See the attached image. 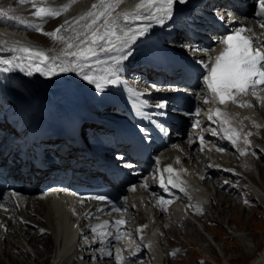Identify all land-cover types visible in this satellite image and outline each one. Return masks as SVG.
<instances>
[{"label": "bare ground", "instance_id": "1", "mask_svg": "<svg viewBox=\"0 0 264 264\" xmlns=\"http://www.w3.org/2000/svg\"><path fill=\"white\" fill-rule=\"evenodd\" d=\"M37 1L38 2L32 6L35 9L38 7L62 9L65 5H68L67 10L60 11L61 25H64V31H61L63 33H60L61 35L58 37V40L61 39L58 41L59 43H56L58 45L55 46V44H51L50 46H38L41 50H45V55L53 58L48 62L49 66L53 63L59 65L62 61L66 60L65 52L76 51L78 47L86 46V42L84 44L78 43L76 35L83 34L86 25H88L94 17L80 19V17L88 12V9H84V11L86 10L84 14L79 13L77 16L70 17L74 0H50L48 4L50 7H46L49 0H46V6L42 4L45 0ZM82 1L89 4L92 0ZM126 1L128 0H119V2L112 8L121 5ZM138 1L139 0H137V2ZM216 2L217 1H215L214 4H207L204 6L205 9H199L197 6L190 4V0H187L186 3L175 4L173 17H184L183 13L189 6V13L195 14V21L190 18L188 21L176 18L174 20L175 24L171 23L170 19L165 20L163 24L153 23L143 36H138L135 42L129 45L131 53L139 51L144 46V38L150 37L154 34L160 35L163 33L164 41H168L172 46H180L181 50L189 52L193 57H208L209 59L214 57V55L211 56V53L213 51L214 43L217 40H213L211 37H201L200 35L190 36L189 32L183 29V21H186L188 24L197 25V23L200 22L198 18L210 21L211 18L214 17L213 15H215V18L223 16L225 17L224 19H227L226 17H228V13L224 12L225 9L220 11L214 10L216 9ZM95 4L99 5L100 1L98 3L96 1ZM218 8L219 6L217 9ZM100 11H102V9L98 7L95 12L99 13ZM252 15H255L254 11L252 12ZM66 21L68 22L67 24H65ZM192 21L194 23H192ZM143 22L148 23L147 20ZM240 22L247 23L250 30L255 33L262 28L259 21L257 23L244 18ZM118 23L120 27H124L123 20H119ZM168 25L175 26L174 32H171L166 28ZM209 25L212 26L211 23ZM4 29L8 30L7 28ZM9 34L10 36L15 37L16 41L20 40L17 33ZM117 34L121 33L118 32ZM257 36L261 37L260 34ZM189 38H192L190 40L196 41V43L187 42ZM12 42L13 40L6 35L5 31L0 30V58H11L13 56L22 55L21 53L10 51L13 48L23 46L13 45ZM69 43L74 46L68 48L67 45ZM33 49L37 50L35 48ZM161 49L164 51L165 47H162ZM127 51L128 49L125 50V52ZM116 55L117 59L115 62L113 59ZM119 56L120 53H112L111 56L106 53L99 54L97 57H93L87 62L91 65V68L85 67L84 72H90L97 77H108L109 69H117L118 65H122L124 64V61H127L129 70L126 75L129 76L128 84L131 87L134 85L145 87L152 84L153 75L146 73L145 70L140 68L144 67V64L136 58L135 54L132 56L129 55L125 60H119ZM25 63H27V61H25ZM96 63L103 65L96 68ZM3 67L4 66H0V75H3L7 81L0 77V87L4 92L5 97L11 93L15 94V97L12 98L13 114L9 112V114L5 116V120L8 121L11 119L9 124L11 129L15 127V122L19 121L24 125L25 122L32 117H35L44 126H48L58 114L64 112L68 108V103L77 93L82 96L79 104L80 113L76 118L80 123H90L95 126L100 125L103 127V130L111 129V125L114 124L123 129L126 124L134 123L129 115V110H137L138 107L123 90L116 89V91H111L106 87L104 92H97L94 85L79 77L81 74L80 71L59 72L57 67L55 69L58 73L57 75H43L41 72H37L34 69L21 71L19 68H14L9 72H5L3 71ZM41 67L43 68L45 65L42 64ZM28 71H31L32 74L29 75ZM136 91L139 92L137 88ZM183 96V99L180 101L183 104H192L195 102L194 90L190 89L185 91ZM245 98L246 95L244 93H236L234 101L227 107L228 112L223 115L220 120L215 119V122L220 126L221 131L227 132L229 137L235 139L236 143L231 144L229 141H217L219 146L217 149L212 147L211 155H215L218 159L226 163L240 166L243 170V175H240L239 177H242L244 182L247 180L249 181V184H251L249 187L246 185L244 189H250L252 194L257 195L258 198L264 200V184L262 185L261 183H264V174H261V182L254 183L252 181V173L255 174L253 168L257 167L258 170L262 168L259 166L261 164V154L264 153V150H261L264 148V122L260 127H252L250 120L248 119L249 112L247 111V108L241 107L239 103H236L238 102L237 100H243ZM100 100L106 101L105 106L101 107L99 105ZM124 108H128V110L125 111ZM257 108L258 111L257 113L255 112V114L259 117V114L261 113L263 117L262 120H264V108L262 109L259 105H257ZM3 110L4 107H0V111ZM110 110H114L119 114L125 112V114H121V117H116L115 114L110 112ZM17 113L19 114V117L15 121V114ZM11 114L14 115L13 118H11ZM89 117L92 119L84 120ZM185 117H190L186 111ZM225 121H227V123H225ZM203 125L206 124L192 126V128L188 130L186 137L183 136V134H175L176 138L174 140H179L181 143L177 145L173 143L172 145L165 146L159 150L154 170L149 173L147 177V190L155 192L156 199H159L158 196L164 193V186L161 182L163 174H165L166 179L171 177L173 183L183 188V192L185 193H174L173 196L184 200L188 210L193 215L192 217L198 219H205L208 216V212L211 213V210L217 206V200L219 202L225 201V198L230 200V198H234L233 194L237 193L238 189H243V187H239V184L236 183L235 185V182L224 181L225 178L223 177L222 179V174L227 173V171L224 172L222 169H208L206 171L208 174L207 178H200V180L197 178V173L200 171L198 167L204 166L206 164L205 158H208L206 152L208 147H200L203 138H207L206 135H199L201 131L200 129L203 128ZM9 126L4 129L3 133L9 135ZM8 135L0 139V143H6V148L15 143L13 137ZM248 143L251 144L252 151L247 150V159L243 152V145ZM23 149L24 148L22 147L21 150ZM42 149L43 148L38 145V154ZM257 150L260 151L257 152ZM175 151L181 153L183 159L187 162V169L180 171L177 174L163 173L162 166L164 162ZM251 162H254L253 166L250 164ZM32 171L35 177L39 175V167L35 165L33 158ZM29 180L32 182L33 178L29 176ZM34 190L33 187L29 192L18 191L16 196L11 197L0 195V197L3 198L12 208H15V211L13 212L16 213L17 217V219H15L11 214H9V216L6 215L5 212H9L11 209L5 211L0 209V264H107L105 261V257H108L107 253L104 254L103 260L98 258L97 261L93 259L95 254H87L86 257L88 258V261L83 262L77 257V251L79 248L76 246L80 241L77 238L74 228L75 225H72L73 219L69 218L70 206L67 202L68 197L65 195H47L39 197L34 195ZM189 198H191L192 201H190ZM220 198H222L223 201ZM208 199H210V203L207 202ZM158 202L160 203L159 200ZM197 209H200V211ZM203 210L207 212L206 217H202L205 216V213L202 212ZM200 212L201 215L199 216ZM215 212L217 213L218 218H222L225 215L224 210L221 209H217ZM163 214L169 216L168 210L165 206H163L160 213L158 212L156 214V223L152 226L151 231L143 237L142 244L144 245V249L147 250L148 247L152 249L151 253L153 254L154 260L160 261L157 264H173L177 259L175 255H177L180 250L178 248L177 252H174L173 255V251L169 248L163 249V242L169 238L171 234L175 237L174 239L171 237L172 240L177 243V235H179V232H185L184 235H186V233L188 235L191 233L194 234L196 227L194 230L189 227L190 231L187 232L186 224L188 223V225H190L189 223H191L188 220L189 217L194 223L196 222L190 215H188V213H184L175 219L170 217L169 223H163L160 221V218H162L161 215ZM181 222L186 224L182 225ZM4 223L8 224V228L5 230L3 229ZM198 234L202 235V233L199 232V229ZM46 244L50 246L49 252L47 254L43 253V255H41V260H39L40 262L38 261L37 263V255H39L40 252L39 248L42 246L46 247ZM165 250H168L170 254L166 259L165 257H162ZM172 255L173 257L170 259ZM89 258L91 259L89 260ZM224 259L229 263L226 258ZM150 262L152 261L143 262V260H139L137 264H147ZM248 264H264V241L261 248L255 252L254 257L251 258Z\"/></svg>", "mask_w": 264, "mask_h": 264}, {"label": "snow or ice", "instance_id": "2", "mask_svg": "<svg viewBox=\"0 0 264 264\" xmlns=\"http://www.w3.org/2000/svg\"><path fill=\"white\" fill-rule=\"evenodd\" d=\"M119 0H100V4H93V11H89L80 19L86 17H94L91 22L86 25V29L83 34H77L76 39L79 44H84L89 35L94 36L95 39L91 41V44L85 47H78L76 51L65 52L66 60L62 61L59 65L53 63L51 66L48 62L53 58L45 55V50H34L31 46H20L13 48L10 51L18 52L22 55L13 56L11 58H0V66L3 67V71L9 72L14 68H19L21 71L26 69H34L37 72H41L43 75H57L55 70L58 67L59 72H72L80 71L83 75V79L87 80L90 84L94 85L97 92H104L105 88L109 84H116L120 82L119 75L113 73L114 78L109 77H97L90 72H84V68H91V65L87 62L97 57L99 54L106 53L111 56L112 53H120L119 60H125L131 55L129 45L134 43L138 36H143L153 23L163 24L165 20L172 18L174 13V6L177 3H186L187 0H141V3L136 7L139 9L147 4L149 7L145 12H133L124 13L121 17H118L111 22L107 20V16L110 14L112 7L118 3ZM68 5H65L62 9H50L45 7H38L35 11L37 17H55L60 14V11L67 10ZM101 8L99 13L95 12L97 8ZM0 15H4L0 11ZM256 16L261 20V27H264V0H259V10ZM104 18L103 23L106 25V29L103 34L96 35L99 27L98 21ZM224 19V17H219ZM124 21V27H120L118 21ZM147 20L148 23L143 21ZM21 23H27L26 21H20ZM139 22V23H138ZM68 22L66 21L65 24ZM36 30L42 31V25H36ZM64 25L58 26L51 33H44L49 36H56ZM250 31L245 27H241L239 30L232 29L229 34L225 35L222 39L216 41V43H222L224 45L223 50L215 57V61L211 63H202L203 68L207 71V74L203 76V83L206 90L210 91L212 95L218 99L220 106H225L228 102L234 100L235 93H248L251 91L253 95L256 91L264 87V38L258 36L245 35ZM121 34H117V33ZM71 39V38H70ZM74 45L69 43L68 48H72ZM128 49L127 52L125 50ZM198 50V49H197ZM18 61V62H17ZM27 61V63H25ZM45 67H41V65ZM31 75L32 72L28 71ZM155 88V85H152ZM259 98V97H257ZM208 101L205 100V103ZM251 106V105H248ZM154 107L164 109L167 107L166 102H161ZM220 109H217L219 114ZM164 114V113H161ZM151 120V117H149ZM209 119H213L209 116ZM227 123V121H225ZM143 132H147V129H141ZM250 135V133H249ZM147 138V136H145ZM233 144L236 143L233 137H228ZM202 139V138H201ZM222 150V149H221ZM243 154V153H241ZM118 159H123L122 156H118ZM178 163V158H177ZM174 171L172 165H168L163 172L172 173ZM163 183V176L161 177ZM172 184L173 187H179V185L173 183L171 177L167 181ZM134 190V186H133ZM180 191H184L180 188ZM15 195V193H13ZM92 199L111 201L104 195H97L91 197ZM200 211V209H197ZM98 212H102L103 209H97ZM108 224L109 222H104ZM118 224H123V221H118ZM102 227V225H96L93 228ZM146 225H142V228H146ZM141 229H138L141 230ZM43 231V230H41ZM101 235H104L102 232ZM120 239V237H116ZM103 242V241H101ZM107 255H112L111 252ZM174 255V253H173ZM118 260L121 257H116Z\"/></svg>", "mask_w": 264, "mask_h": 264}, {"label": "rangeland", "instance_id": "3", "mask_svg": "<svg viewBox=\"0 0 264 264\" xmlns=\"http://www.w3.org/2000/svg\"><path fill=\"white\" fill-rule=\"evenodd\" d=\"M96 1L98 3L100 0H92L89 4L82 0H77V2L74 0L70 17L77 16L79 13L84 14L86 12L84 9H88V12L93 11L92 4H95ZM37 2V0H0V11L4 13V15H0V23L7 24L8 26H17L22 29L26 27L25 30L28 35L41 39V46H50L51 44L57 46L58 44L56 43H59L58 41L61 40H58V37L63 33L61 31H64V28L56 36H49L44 33H51L58 26H61V14L51 18H38L33 14L36 9L32 7ZM49 2L50 0L48 3L45 0L42 4L46 6L47 3L46 7H50L48 5ZM20 21H26L27 23H21ZM36 25H42V31L36 30ZM116 57L117 55L114 59ZM0 77L7 81L3 75H0ZM79 77L83 79L82 74ZM112 113L115 115L118 114L121 117V114L117 112ZM260 163L259 167H262L259 169L260 172L257 167H252L255 172V174L252 173V181L254 183L261 182V174H264V153L261 154ZM253 165L254 163H252ZM245 183L248 187L251 186L249 181L246 180ZM261 183L262 185L264 184L263 182ZM239 187L242 188L241 186ZM233 195L234 198H230V200L225 197V201L220 198L223 202L217 200V206L211 210V213L208 212L207 214V212H203L205 216L202 217H206V214L208 215L205 219H195L197 224L190 217H187L191 222L189 223L190 225L181 222L182 225H187V232L190 231L189 227L193 230L196 227L194 234L191 233L188 235L186 233L184 235L185 232H179V235H177L178 243L176 242L172 245L170 242H173L172 238L174 239L175 237L169 234L170 237L163 242V249L169 248L173 253H176L178 248L180 250L175 255L177 259L173 264H248L251 258L254 257L255 252L261 248L264 241V200L252 194L250 189H244V187L243 189H238L237 193ZM217 209L224 210L225 215L222 218L217 217V213L215 212ZM200 215L201 212L199 213ZM197 228L203 236L198 234ZM49 249L50 246L47 244L46 247L42 246L39 248L40 252L37 255V263L41 260V255L43 253L47 254ZM172 257L173 255L170 259Z\"/></svg>", "mask_w": 264, "mask_h": 264}]
</instances>
